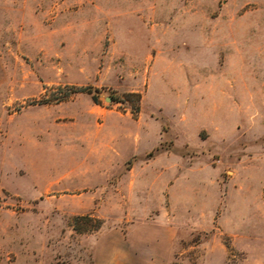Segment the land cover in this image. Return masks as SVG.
Wrapping results in <instances>:
<instances>
[{
    "label": "rangeland",
    "instance_id": "1",
    "mask_svg": "<svg viewBox=\"0 0 264 264\" xmlns=\"http://www.w3.org/2000/svg\"><path fill=\"white\" fill-rule=\"evenodd\" d=\"M0 264H264V0H0Z\"/></svg>",
    "mask_w": 264,
    "mask_h": 264
},
{
    "label": "trees",
    "instance_id": "2",
    "mask_svg": "<svg viewBox=\"0 0 264 264\" xmlns=\"http://www.w3.org/2000/svg\"><path fill=\"white\" fill-rule=\"evenodd\" d=\"M73 229L78 232H90L99 229L101 226L100 219L93 217L92 215H78L72 220Z\"/></svg>",
    "mask_w": 264,
    "mask_h": 264
}]
</instances>
